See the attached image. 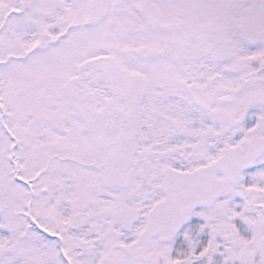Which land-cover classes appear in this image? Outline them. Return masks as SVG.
Returning <instances> with one entry per match:
<instances>
[{
	"label": "snow or ice",
	"instance_id": "1",
	"mask_svg": "<svg viewBox=\"0 0 264 264\" xmlns=\"http://www.w3.org/2000/svg\"><path fill=\"white\" fill-rule=\"evenodd\" d=\"M0 264H264V0H0Z\"/></svg>",
	"mask_w": 264,
	"mask_h": 264
}]
</instances>
